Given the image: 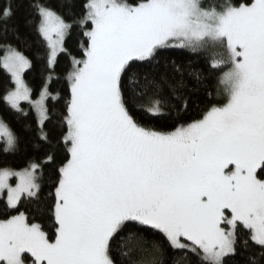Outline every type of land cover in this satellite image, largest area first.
<instances>
[{"label":"snow or ice","instance_id":"1","mask_svg":"<svg viewBox=\"0 0 264 264\" xmlns=\"http://www.w3.org/2000/svg\"><path fill=\"white\" fill-rule=\"evenodd\" d=\"M25 2L27 34L12 28L23 49L0 39V67L12 84L0 99L32 115L36 155L19 169L0 167L4 211L16 213L0 219V264H123L124 241L136 233L179 253L173 264L189 255L200 264H264V0L218 11L199 0ZM14 3L0 8V22L16 14ZM75 28L80 58L67 47ZM209 46L216 49L212 68H227L219 78L227 102L181 123L198 76L165 63L162 53ZM61 56L70 63L69 95L58 112ZM36 63L34 89L25 73ZM140 96L149 106L137 110ZM172 111V131L141 123ZM0 140V151L19 152L20 137L6 123ZM61 147L66 157L47 199L45 168ZM24 205L35 207L21 211Z\"/></svg>","mask_w":264,"mask_h":264},{"label":"trees","instance_id":"2","mask_svg":"<svg viewBox=\"0 0 264 264\" xmlns=\"http://www.w3.org/2000/svg\"><path fill=\"white\" fill-rule=\"evenodd\" d=\"M9 0H0V8L5 7ZM55 2V0H54ZM129 3L137 4L143 2V0H128ZM202 8L220 10L224 5L232 4L233 6H239L241 3H250L252 0H199ZM77 3H82V0H77ZM14 7L17 9L16 14L6 22H0V39L12 40L14 44H19L23 49V44L14 40L12 28L13 26H19L21 35L27 34V30L23 27V17L27 9V3L25 0H15ZM79 14L83 11L81 7L75 9ZM34 38V37H30ZM82 39L80 35V29L75 28L72 36L67 40V47L77 58L81 57L79 42ZM216 51L213 47L209 46L207 50H201L192 52L185 49L171 48L163 51L161 59L165 63L172 61L176 65L181 66L188 76H198L196 86L192 87L189 84V90L187 92V100L189 102V109L187 112H181L180 115L184 117L180 122H190L191 119L200 118V114L211 107L212 105L220 106L226 100V93L223 91V87L219 85V78L226 67L212 68V62L214 59L213 53ZM26 54L31 55L26 51ZM2 55V53H0ZM70 70L69 59L66 56H61L59 64L55 69V75L59 78L54 84L53 88L58 91L62 97L59 105H57V111L63 109L64 103L68 98V85L66 82L67 71ZM41 65L36 63L32 70L25 73V80L34 89L38 88L41 80ZM187 79V77H186ZM12 87L10 75L0 67V97L5 93V90ZM126 87H132L126 83ZM143 87V80L137 86V90ZM144 104L145 108L149 106L148 98L146 96L137 97V110L139 105ZM27 111V106L25 105ZM168 119L165 120H153L148 116H144L141 123L158 131H172L176 123L175 117L177 113L172 111L167 113ZM0 121L6 123L19 137L20 145L19 152L15 154H5L0 151V167H12L19 169L26 165L28 160L36 155V151L30 146L29 141L34 138L35 124L33 123V117L29 114L27 117L20 116L11 111L3 101L0 99ZM58 123V121L56 122ZM49 129L53 128L52 124L48 125ZM60 137V129L57 128L53 133V143ZM3 148V142L0 140V149ZM66 157V151L61 147L56 153L55 164L45 168L44 188L41 193L42 197L50 199L49 193L53 191V183L56 179V169L59 167L61 161ZM4 195V194H3ZM4 196L0 197V219H5L9 215H15V212L6 213L4 211ZM34 208L35 205H24L21 207V211L26 208ZM35 222V221H34ZM45 230L52 235L54 229L51 224L45 225ZM159 237H155L150 233H136L131 239H125L124 247L121 251L128 253L127 257L121 256L123 264H173V261L179 258V253H173L166 247L158 250ZM180 264H200V260L194 255H189L187 259L180 260Z\"/></svg>","mask_w":264,"mask_h":264},{"label":"rangeland","instance_id":"3","mask_svg":"<svg viewBox=\"0 0 264 264\" xmlns=\"http://www.w3.org/2000/svg\"><path fill=\"white\" fill-rule=\"evenodd\" d=\"M253 2H254V0H252V2H250L249 4H251V3H253ZM226 70H227V69H226ZM226 70H225V71H226ZM222 74H223V73H222ZM221 76H222V75H221ZM226 102H227V94H226V100H225V102H224V103H226ZM224 103H223V104H224ZM0 123H3V122H2V121H0ZM11 183H13V185H14V183H15V180L13 179V180L11 181ZM3 196H4V199L6 200V193H4V195H3Z\"/></svg>","mask_w":264,"mask_h":264}]
</instances>
